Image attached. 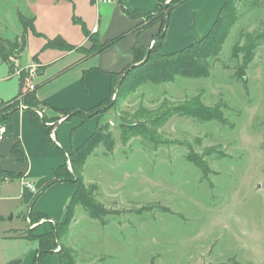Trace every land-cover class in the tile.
Wrapping results in <instances>:
<instances>
[{"label":"rangeland","instance_id":"obj_1","mask_svg":"<svg viewBox=\"0 0 264 264\" xmlns=\"http://www.w3.org/2000/svg\"><path fill=\"white\" fill-rule=\"evenodd\" d=\"M174 1L162 0L161 6ZM192 1L199 0L179 6ZM76 3L84 11L85 0H0V38L26 39L22 57L5 51L8 62L0 61V98L18 95V78L4 79L9 70L29 84L39 71L31 58L51 51H41L48 41L58 35L71 43L84 37L85 28L74 21ZM236 9V22L207 78L146 83L131 90L116 85L117 97L97 109L95 117L88 110L63 114H86L104 129L107 138L90 156L84 183L96 185L97 200L120 212L107 216L102 226L77 207L65 238L76 264H264V40L259 38L264 0H238ZM20 15L34 18L39 36L24 30ZM251 40L260 42L247 64ZM244 67L245 81L236 76ZM28 90L16 100L0 101V115L29 106ZM195 101L194 108H221V120L203 122L179 114L177 108ZM49 128V135L57 133ZM198 157L209 169L206 176L192 162ZM31 205L0 202L5 220L0 223V264H18L37 248L35 232L52 230L64 220L58 211L55 223L38 218ZM150 207V212H135ZM45 259L59 262L58 254Z\"/></svg>","mask_w":264,"mask_h":264},{"label":"crops","instance_id":"obj_2","mask_svg":"<svg viewBox=\"0 0 264 264\" xmlns=\"http://www.w3.org/2000/svg\"><path fill=\"white\" fill-rule=\"evenodd\" d=\"M161 1L113 0L111 3H104L95 0V3H91V0H85L84 11L79 9L77 2V18L85 28L84 37L80 36L75 43L63 37L73 46L72 49L54 48L31 58V61H36L39 71L33 74L35 89L28 92L37 99L38 108L22 104L11 111V116L5 123H0V127L6 129L0 138V168L20 176L12 181H0V202L21 200L27 207L32 204L35 214L46 215L54 223L55 212H61L62 215L64 213L65 217L68 202L77 188L74 184L58 182L43 189L55 178L54 171L68 162L53 143L45 140V133L50 128L43 120L47 125L57 126L56 144L66 155L85 143L98 128L96 119L84 120L83 116L64 117L63 111L91 110L111 97V76L134 65L135 47L140 51L138 54L149 51L151 44L160 36L163 29L161 21L150 22L144 17L153 14L156 18ZM224 3L225 0H199L176 6L177 9L170 14L162 52L174 53L205 37L207 29L217 20V14ZM125 9L135 12L137 16H128ZM107 42L114 43L100 52L96 51ZM22 55L23 53L19 56ZM0 61L2 63L1 57ZM12 77L19 80L18 95L8 101L0 98V101L16 100L25 92L26 87L29 88V84L24 85L22 79L15 76L14 72L11 73V70L4 79L10 80ZM16 143L22 145L27 159L25 162L18 161L11 153ZM24 182L30 183L32 188L24 186ZM40 192L42 193L38 199L33 201ZM0 223H5L1 213ZM45 224L47 223H41L37 228ZM50 231L51 229L44 233ZM6 232L2 235H6ZM44 233L35 232V235ZM52 254H57V251ZM35 256L36 249H30L17 263L21 261V264H30L32 261L33 264ZM47 260L42 264H55L54 261L51 262L52 259Z\"/></svg>","mask_w":264,"mask_h":264},{"label":"trees","instance_id":"obj_3","mask_svg":"<svg viewBox=\"0 0 264 264\" xmlns=\"http://www.w3.org/2000/svg\"><path fill=\"white\" fill-rule=\"evenodd\" d=\"M184 1L186 0H176L167 8L160 5L159 9L157 10L156 18H153V16H150L148 14V16L151 17L150 19H152L150 22H155L158 20L161 21L163 25L162 32L160 33V36L155 39V43L152 48H150V54L145 62L140 63L142 61V55L144 54V52L142 54H138L140 51L137 47H135L134 50L136 51V54L134 65L130 68H127L121 73L111 76V81H113V83L110 94L111 97L109 99H111L116 92L115 88L118 84V80H122L119 85L120 89L131 90L136 89L140 85L146 83H172L176 82L179 78L192 80L207 78L210 75L213 64L212 61L219 57L222 50V45L228 37V31L236 22V5L238 0H225V3L221 7L220 12L217 16V20L208 30V33L205 37L193 42L190 46L182 50H178L170 54L163 53L161 48L166 37V31H164V29L167 23V17L169 18L171 11ZM91 3H95V0H91ZM125 13L132 18L137 16L135 12H131L130 10L125 9ZM33 21V17L31 20H28L24 15L19 16V22L23 26L24 30H30L31 32L39 36L40 34L36 33L35 24ZM74 21H76V23L81 22L78 19ZM163 33L165 35H163ZM259 38H261V41H263L264 34ZM25 42L26 39L24 38V36L14 42L0 38V57L2 63L8 62L5 51L15 53L18 56L21 55L26 46ZM259 42V40H251L249 42V49L247 51L245 60L247 64L249 63V60L251 59L252 54L255 48L258 46ZM113 43L114 42H107L104 45H101L96 51L100 52V50L112 45ZM54 48L70 50L73 48V46L71 44H68L63 37L58 35L54 40L48 41L41 51ZM246 69L247 67L240 68L236 75L237 77H239V79H243V81H245L244 76ZM127 70L129 71L125 76H123L124 72H126ZM22 83L25 85L24 82ZM25 98H28V105L30 108H36L37 99L32 95L31 92L27 91ZM109 99L104 100L95 108L86 111V113L91 114L93 115V117H95V111L101 108V106L109 101ZM198 101H195L192 105L187 104L186 106L177 108L179 114L184 117L197 118L198 120L203 122L221 120L223 115V111L221 108H205L199 105L197 108L192 107ZM71 111H63V113L69 115L71 114ZM10 116L11 112L3 113L2 115H0V123H5L10 118ZM82 116L85 117L88 115L82 114ZM44 138L45 140L53 143L56 149H58L64 157L66 156V152L58 144L54 143L50 138L49 130H47V132L45 133ZM106 138L107 135L104 132V129L101 127L97 128V130L87 138L84 144L77 148H74L69 154V159L67 160L70 162V167L67 162L64 165L59 166L58 169L54 171L55 178L43 188L45 190V188H48L53 184H57L58 182H66L74 184L77 189L68 202L69 204L67 205L65 210L64 221L59 222L55 227L52 228L50 232L44 233V235L35 236L34 240L37 242V248L33 264H40L43 260H45L47 255L55 253L58 249H60L57 252L59 257L58 264H76L75 253L72 249L68 248L65 245V238L68 236L70 227L75 219L74 216L77 207H82L83 210L88 214V217L100 221L102 226H105L107 224V216L112 214H120V212L118 211H112L108 209L104 204L97 200L98 187L96 185L91 184L86 186V184L84 183V167L90 156L94 153L98 146L104 143V140ZM11 153L20 162H25L27 160L22 151V145L19 143H16L12 147ZM192 162L195 163L200 169H203L202 171L206 176L207 172H209V169L203 162V159L199 157L194 158L192 159ZM19 178V175L8 173L0 168V181H12L13 179ZM41 193L42 192L38 193L33 201L38 199ZM151 209L152 207L148 209L142 208L135 212H150ZM33 215L35 216V212ZM36 215L41 219L46 217V215L38 213H36ZM37 221H39V219H37Z\"/></svg>","mask_w":264,"mask_h":264},{"label":"built area","instance_id":"obj_4","mask_svg":"<svg viewBox=\"0 0 264 264\" xmlns=\"http://www.w3.org/2000/svg\"><path fill=\"white\" fill-rule=\"evenodd\" d=\"M99 1H102V2H104V3H111L113 0H98V2ZM154 43L155 42H153L152 44H151V47L154 45ZM33 76V75H32ZM33 82V77L30 79V81L28 82L29 83V90H34L35 89V87H34V84L32 83ZM40 116H43V114L42 113H40ZM48 127H53L54 128V131H56L57 132V130H58V128H57V126H55V125H49ZM5 130L6 129H4L3 127H0V133L3 135V133H5ZM0 138H1V136H0ZM50 138L52 139V141L54 142V143H56V134L55 133H52V134H50ZM68 165H69V167H70V163H68ZM24 186H26L27 188L28 187H30V188H32V186H31V184L30 183H26V182H24Z\"/></svg>","mask_w":264,"mask_h":264},{"label":"water","instance_id":"obj_5","mask_svg":"<svg viewBox=\"0 0 264 264\" xmlns=\"http://www.w3.org/2000/svg\"><path fill=\"white\" fill-rule=\"evenodd\" d=\"M166 8H167V6H166ZM169 22H170V18L167 17V23H166V25H165V29H164V31H166V29L168 28V26H169ZM163 35H165V34L163 33ZM154 42H155V41H154ZM149 54H150V49H149V51H148V53H147V55H146V58H145L144 62H145L146 59L148 58ZM121 81H122V80H118L117 87H119ZM114 96L117 97V94L115 93ZM116 97H115V98H116ZM43 123H44L46 126H49V125H47V124L45 123V120H43Z\"/></svg>","mask_w":264,"mask_h":264}]
</instances>
